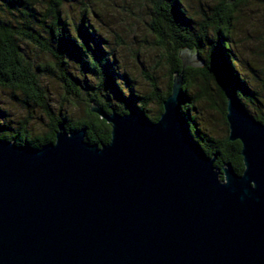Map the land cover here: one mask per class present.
Instances as JSON below:
<instances>
[{"label": "water", "instance_id": "95a60500", "mask_svg": "<svg viewBox=\"0 0 264 264\" xmlns=\"http://www.w3.org/2000/svg\"><path fill=\"white\" fill-rule=\"evenodd\" d=\"M189 52L155 123L92 103L107 145L62 126L41 149L0 140V264H264V124L226 89L244 169L215 170L180 113Z\"/></svg>", "mask_w": 264, "mask_h": 264}, {"label": "trees", "instance_id": "16d2710c", "mask_svg": "<svg viewBox=\"0 0 264 264\" xmlns=\"http://www.w3.org/2000/svg\"><path fill=\"white\" fill-rule=\"evenodd\" d=\"M65 1L0 0V89L8 90L12 99L28 112L40 109L49 121L47 129L35 135L29 130L26 120H8L7 114L0 109L1 141L14 143L18 147L28 145L31 149H41L54 143L57 128L62 126L67 132L83 131L84 142L91 146L107 145L110 141V126L90 113L92 103L107 114L114 111L122 115L132 108L145 121L155 123L162 113L163 101L170 95L174 74L182 71L178 54L182 50H189L201 58L203 66L183 70L180 113L189 134L203 153L209 159L216 155L213 164L215 170L220 171L222 166L230 165L236 174H242L244 168L240 156L241 145L238 141L229 142L227 139L224 91L228 89L235 93L247 111V103L253 104L256 101L255 93L247 85L246 74L238 68L240 61L233 51V13L247 0H236L231 4H227V0H215L214 6L209 8L210 16L204 14L200 19L195 11L191 13L184 8V0H149L153 12L148 28L156 38L155 45L161 49V58L169 69L168 86L164 93L159 91L155 78L146 77L151 90L149 96L139 95L129 74L118 71L110 42L86 22L88 6L82 7L80 20L74 25L69 23L63 13ZM256 1L264 6V0ZM20 42L31 45L39 53L54 60V67L58 71L56 78L66 97L82 100L79 88L85 90L84 117L74 120L66 113L58 111L56 115L51 110L46 91L41 87L37 74V71L44 72L50 68L32 67L21 53ZM66 56L78 65L83 82L69 72ZM214 69L216 72L213 73ZM49 72L53 73L54 70ZM89 76L105 84L124 106L117 108L111 105L107 101L108 96L104 98L101 95L103 91L100 88L89 87L86 82ZM210 82L218 88L219 105L215 103L212 91H209ZM190 89L195 90L193 96ZM262 89L264 90V86ZM152 102L156 103L157 112L154 116H149L146 109ZM197 103L216 106L226 127L225 136L215 139L199 132L190 116V112H197ZM250 115L264 124V112ZM220 179H223L222 176Z\"/></svg>", "mask_w": 264, "mask_h": 264}, {"label": "rangeland", "instance_id": "374dc122", "mask_svg": "<svg viewBox=\"0 0 264 264\" xmlns=\"http://www.w3.org/2000/svg\"><path fill=\"white\" fill-rule=\"evenodd\" d=\"M215 2V0H184V8L191 13L195 11L200 19L204 14L210 16L209 8H212ZM84 5L89 8V13L85 15L86 22L110 42L118 71L121 73L125 71L129 74L135 82L133 83L135 91L139 95H150L151 90L146 81L148 76L157 80L159 91L164 93L168 86L169 69L164 59L161 58V49L155 45L156 38L148 28L153 12L149 0H66L63 13L70 24L75 25L79 22ZM233 21L232 39L235 43L233 51L240 61L238 68L246 74L247 85L255 93L256 99L253 104L247 103V109L251 114H260L264 112V90L262 89L264 86V6L256 0H247L236 8ZM19 44L22 55L32 67L42 69L46 67L54 70L53 73H50V70L37 71L39 83L46 91L51 110L56 115L58 111L66 113L74 120L84 117L85 90L76 86L81 92L82 100L66 97L61 83L56 78L58 71L54 67V60L46 54L39 53L29 44L21 42ZM186 57L185 60L198 63L194 52H189ZM65 60L69 72L83 82L81 71L75 61L68 56ZM214 72H216L215 69ZM86 82L93 89L100 88L103 91L101 95L104 98L108 96L107 101L111 105L117 108L124 106L110 92L112 90L107 89L105 84L100 83L97 78L89 76ZM209 88V91L213 93L215 103L219 105L217 86L210 82ZM189 91H192L193 96L195 90L190 89ZM195 107L197 112H190V116L193 117L201 134L215 139L225 136L226 127L215 105L211 107L207 103H197ZM0 109L7 114L8 120L13 122L26 120L29 130L35 135L47 129L49 121L45 114L40 109L28 112L20 107L12 99L8 90L0 89ZM146 110L149 116H154L157 112L156 103H150Z\"/></svg>", "mask_w": 264, "mask_h": 264}]
</instances>
